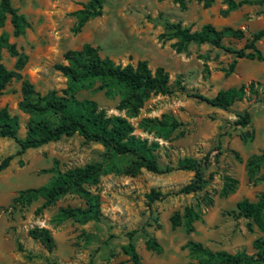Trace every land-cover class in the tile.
<instances>
[{
    "label": "rangeland",
    "instance_id": "374dc122",
    "mask_svg": "<svg viewBox=\"0 0 264 264\" xmlns=\"http://www.w3.org/2000/svg\"><path fill=\"white\" fill-rule=\"evenodd\" d=\"M86 1L9 0L11 7L27 22L19 36L12 35L8 16L0 27V35L3 34L7 43L24 57L18 70L20 79L11 80L0 93V108L5 107L9 115L17 118V136L23 137L28 119L17 109L22 81L31 84L39 95L62 89L65 79L53 65L65 64L62 59L65 51L78 50L83 44H89L97 49L100 57L121 66L145 60L150 70L162 67L168 74L173 93L150 96L133 118L124 111H117V99L109 100L102 92L80 91L75 98L94 101L107 115L125 117L134 127L136 136L156 142L155 155L160 168L174 166L182 157L199 161L207 158V165L202 169L206 186L193 195L178 194V189L192 176L186 171L158 175L142 169L133 177L109 174L87 188L99 197V221L83 225L69 219L58 222L54 215L59 207L82 205L76 195L57 200L39 215H34L33 211L42 202L40 198L15 209L10 207L11 198L19 190L46 184L50 175L42 170L51 168L53 161L60 170L81 166L99 160L102 148L97 143L85 144L78 135H73L28 149L14 157L0 172V264H86L88 261L93 264H131L120 251V246L129 239L141 264L194 262L183 249L187 241L200 243L211 251L234 253L244 250L252 254L251 243L261 234L254 227L248 232L245 229L247 221L233 216L236 202L241 199L255 201L256 195L264 192V181L255 179L264 175V163L252 179L247 178L244 169V162L250 155L264 152V103L244 98L223 111L188 94L212 97L218 90L253 81L259 84L255 87L259 95H264V39L256 43L262 61L237 60L233 73L226 74L232 55L206 44H190L184 52L176 53L170 47L174 40L159 39L158 35L164 33L162 22L167 20L180 22L191 30L206 23L218 30L230 27L243 31L247 37L264 28V8L244 6L223 15V0H212L207 8L196 0H184L183 11L173 0H102V14L72 34L74 17L71 13L81 9ZM222 43L240 48L243 41L224 38ZM15 61L16 57L10 56L6 49L0 50V62L6 69L14 70ZM245 109L250 114L249 124L234 126L236 115ZM161 115H167L179 124L166 139L158 138L159 132L152 127H146L144 131L141 127L145 120H160ZM16 150L14 141L0 138V160ZM233 152L241 161L235 159ZM224 176L236 179L237 185L233 193L220 198L218 192ZM151 189L167 195L147 206L145 196ZM185 206L193 207L201 220L202 216L209 215L208 223L203 226L196 223L192 235L181 226L171 229L168 221L174 212L180 213ZM32 228L49 231L53 239L50 252L39 241L28 237L27 231ZM130 232L133 234L128 238ZM145 233L159 244V254L145 250Z\"/></svg>",
    "mask_w": 264,
    "mask_h": 264
},
{
    "label": "trees",
    "instance_id": "16d2710c",
    "mask_svg": "<svg viewBox=\"0 0 264 264\" xmlns=\"http://www.w3.org/2000/svg\"><path fill=\"white\" fill-rule=\"evenodd\" d=\"M203 8H207L212 0H196ZM180 10L185 9L184 0H173ZM225 9L223 15L232 12L242 6H258L264 8V0H223ZM102 14V0H87L81 9L71 13L74 23L70 29L72 34L78 33L85 23L99 17ZM6 16L12 28V35L19 36L27 27V22L21 14L11 7L9 0H0V27ZM164 33L158 35L159 39L174 40L170 47L176 52H184L190 44H206L233 56L228 64L226 74L232 73L236 61L245 59L249 61H262V54L256 47V43L264 39V28L257 30L247 37L243 31L222 27L216 29L210 24H203L197 30L184 27L180 22L163 20ZM224 38L234 41H243L240 48H233L222 43ZM6 49L10 56L16 57L14 70L6 69L0 62V93L11 80L20 79L18 70L22 67L24 57L18 55L13 45L7 43L6 37L0 35V50ZM62 59L65 64H55L53 69L64 79V87L58 91L50 90L39 95L33 90L31 84L22 81L20 88L21 99L17 103V109L28 116L24 124V135L17 136L18 121L15 116L9 115L5 107L0 108V138L14 141L17 150L0 160V172L6 169L9 162L22 155L28 149H35L50 142H56L64 137L78 135L83 143H97L102 152L99 160L90 161L81 166H74L60 170L57 162L53 161L49 169L42 173L49 174L46 184L19 190L11 198L12 209L29 205L40 198L42 202L33 211L39 215L42 210L51 207L55 202L67 195H76L82 202L79 206L59 207L54 215L58 222L72 220L83 225L87 222H97L100 219V201L97 194H92L87 188L95 186L100 177L109 174H123L135 176L140 170L153 174H166L172 171H188L192 173L191 179L181 186L177 193L188 195L196 194L204 189L206 180L203 178L202 169L207 165V158L202 161L190 157L178 159L174 166L160 168L157 163L155 151L158 148L156 142H148L134 134V127L123 116L107 115L98 105L89 99L77 100L75 95L80 91L102 92L109 100L117 99L115 109L124 111L133 118L142 108L143 103L152 95H171L173 89L169 84L167 72L162 67L153 70L148 68L145 60H138L134 65L123 66L113 63L106 57H100L96 48L89 44H83L78 50H67ZM256 82L240 84L218 90L214 96L205 97L198 93L188 94L189 97L199 100L204 104L220 109L228 110L235 102L244 98H251L253 102L264 103V95H259ZM184 89V88H180ZM147 121V122H145ZM142 123V129L152 127L158 131V138L166 139L179 124L167 115H161L160 120L149 119ZM250 122V114L245 109L236 115L234 126L246 127ZM252 138V136H250ZM243 140V137L240 138ZM233 155L237 161H241L236 153ZM216 157L214 156V161ZM264 163V152L250 155L244 162L245 174L252 179L258 172L260 165ZM19 164H21L19 162ZM264 181V175L255 178ZM237 180L224 176L218 192L220 198H226L233 193ZM167 194H161L153 189L146 194L147 206L153 201H159ZM210 204V203H209ZM234 218H242L247 222L245 229L252 231V227L261 235L256 237L251 246L252 254L244 250L234 253L226 251H211L200 243L187 241L183 249L194 260L189 264H264V192L256 195L255 201L241 199L235 203ZM200 220L199 214L193 207L185 206L180 213L174 212L168 219L171 229L182 227L186 233L193 231L192 223ZM133 232L128 234L131 238ZM32 240L39 243L50 252L53 249V239L45 228H32L27 231ZM144 248L147 251L159 254L161 247L156 240L144 234ZM19 248V246H18ZM120 251L127 256L131 264H141L139 257L129 241L120 246ZM49 264H55L50 262ZM86 264H93L88 261Z\"/></svg>",
    "mask_w": 264,
    "mask_h": 264
},
{
    "label": "crops",
    "instance_id": "0c3cea01",
    "mask_svg": "<svg viewBox=\"0 0 264 264\" xmlns=\"http://www.w3.org/2000/svg\"><path fill=\"white\" fill-rule=\"evenodd\" d=\"M242 7H244V6H242ZM241 8V7H240ZM206 24H209V23H206ZM211 25V24H210ZM239 60H245V59H239ZM249 61V60H248ZM253 61V60H252ZM236 63H237V61H236ZM235 66H236V64H235ZM235 66H234V69H235ZM234 71V70H233ZM233 73V72H232ZM250 82V81H249ZM242 84H245V83H242ZM239 86V85H238ZM238 86H236V87H238ZM229 88H231V87H229ZM227 89V88H226ZM215 95V94H214ZM183 158V157H182ZM191 158V157H190ZM194 159V158H193ZM196 160V159H195ZM186 172H188V171H186ZM189 173V172H188ZM191 173V172H190ZM192 177V176H191ZM191 179V178H190ZM188 183V182H187ZM189 195V194H188ZM198 213V212H197ZM199 216H200V214H199ZM207 217H209V215H207V216H202V220H201V216H200V220H197V221H194L193 223H192V227H195V225H196V223L198 222L201 226H203V224L204 223H208L210 220L209 219H207ZM188 234H190V235H192V234H194V230L192 231V232H190V233H188Z\"/></svg>",
    "mask_w": 264,
    "mask_h": 264
}]
</instances>
